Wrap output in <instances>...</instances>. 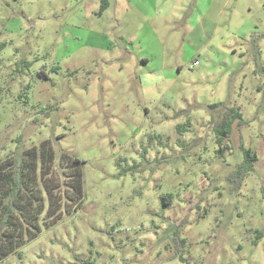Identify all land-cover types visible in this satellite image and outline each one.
<instances>
[{
	"label": "rangeland",
	"instance_id": "rangeland-1",
	"mask_svg": "<svg viewBox=\"0 0 264 264\" xmlns=\"http://www.w3.org/2000/svg\"><path fill=\"white\" fill-rule=\"evenodd\" d=\"M107 2L0 0V160L49 140L85 193L2 264H264V0Z\"/></svg>",
	"mask_w": 264,
	"mask_h": 264
},
{
	"label": "trees",
	"instance_id": "trees-1",
	"mask_svg": "<svg viewBox=\"0 0 264 264\" xmlns=\"http://www.w3.org/2000/svg\"><path fill=\"white\" fill-rule=\"evenodd\" d=\"M107 6V0H103L100 13ZM3 91L0 84V101ZM218 123L214 129L217 142L221 144L231 134L232 125L228 115ZM256 161V154L246 151L243 163L231 176L232 181L243 180L244 172L252 169V163ZM230 190L236 191L235 188ZM171 199L172 195H167L164 204ZM84 200L83 162L66 153L58 156L49 140L19 149L0 160V264L36 239L44 229L58 223L64 215L79 210ZM185 224L176 226L178 232L173 236L175 253L181 258L183 254L178 248L183 243L180 228Z\"/></svg>",
	"mask_w": 264,
	"mask_h": 264
},
{
	"label": "built area",
	"instance_id": "built-area-1",
	"mask_svg": "<svg viewBox=\"0 0 264 264\" xmlns=\"http://www.w3.org/2000/svg\"><path fill=\"white\" fill-rule=\"evenodd\" d=\"M194 65H198V62H196Z\"/></svg>",
	"mask_w": 264,
	"mask_h": 264
}]
</instances>
